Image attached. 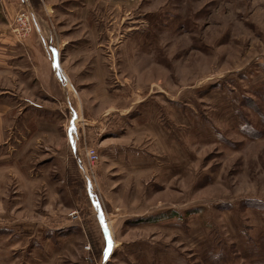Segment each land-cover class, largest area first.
<instances>
[{
	"label": "rangeland",
	"instance_id": "rangeland-1",
	"mask_svg": "<svg viewBox=\"0 0 264 264\" xmlns=\"http://www.w3.org/2000/svg\"><path fill=\"white\" fill-rule=\"evenodd\" d=\"M44 4L70 80L13 33L0 264H264V0Z\"/></svg>",
	"mask_w": 264,
	"mask_h": 264
},
{
	"label": "crops",
	"instance_id": "crops-1",
	"mask_svg": "<svg viewBox=\"0 0 264 264\" xmlns=\"http://www.w3.org/2000/svg\"><path fill=\"white\" fill-rule=\"evenodd\" d=\"M21 9L31 10L33 14V30L35 33L36 44L35 46H39L44 57V68L42 64L38 65V61L34 57L32 45L27 49L31 52L30 56L34 58L33 63H35L36 67V80L41 85V87L47 91H51V87L54 83L61 84V81L57 80L54 77V81L50 86H43L37 74L39 71H49L53 66L55 67V60H53V54L58 61L63 74H65L70 80L69 76L65 71V64L61 62L63 49L66 50L67 43L69 40L58 38V33L61 31L59 29L54 28L53 20L51 18L46 17L42 14L46 11V5L44 4V0H0V72L2 71H10L13 77H15L16 81L20 80V72H19V58H20V40L13 34L11 29V23L13 15L16 12H19ZM48 22L50 24H48ZM43 28L41 27V25ZM65 47V48H63ZM49 60V62H48ZM6 66V67H4ZM6 68V69H4ZM15 68V69H14ZM52 71V70H51ZM75 73V72H74ZM70 82V81H69ZM71 83V82H70ZM48 88V89H46ZM52 92V91H51Z\"/></svg>",
	"mask_w": 264,
	"mask_h": 264
},
{
	"label": "built area",
	"instance_id": "built-area-1",
	"mask_svg": "<svg viewBox=\"0 0 264 264\" xmlns=\"http://www.w3.org/2000/svg\"><path fill=\"white\" fill-rule=\"evenodd\" d=\"M33 28V15L30 12H25L24 14H17L14 17L13 23L11 25L12 32L16 34L21 39L30 33ZM86 156L90 164L97 161L98 156L93 149H88L86 151Z\"/></svg>",
	"mask_w": 264,
	"mask_h": 264
}]
</instances>
